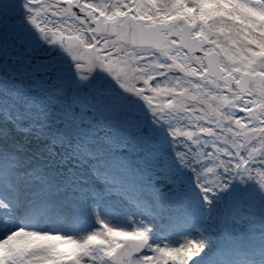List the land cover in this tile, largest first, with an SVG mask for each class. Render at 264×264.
I'll return each mask as SVG.
<instances>
[{"label": "snow or ice", "instance_id": "1", "mask_svg": "<svg viewBox=\"0 0 264 264\" xmlns=\"http://www.w3.org/2000/svg\"><path fill=\"white\" fill-rule=\"evenodd\" d=\"M0 264H264V0H0Z\"/></svg>", "mask_w": 264, "mask_h": 264}]
</instances>
